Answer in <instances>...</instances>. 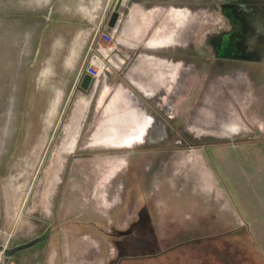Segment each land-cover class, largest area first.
<instances>
[{
  "label": "rangeland",
  "instance_id": "rangeland-1",
  "mask_svg": "<svg viewBox=\"0 0 264 264\" xmlns=\"http://www.w3.org/2000/svg\"><path fill=\"white\" fill-rule=\"evenodd\" d=\"M72 1L94 0H0V264H94L98 258L104 259L103 264H264V242L250 230L231 228L227 221L206 231L191 227L181 235L164 233L174 230L168 220H164L167 225L152 226L145 202L150 190L142 186L147 176L138 159L144 157L146 166H153L167 163V154L133 153L131 166L122 164L126 157L120 152L110 160L102 155L89 158L82 149L61 152L60 146L71 145L72 140L64 137L70 115L60 117L59 89L66 75L58 72L63 70L64 52L50 35L57 22L47 25L50 20H44L43 14L47 9L53 13L58 3ZM241 2L264 0H144L143 10L150 13L147 17L157 18V30L162 33L176 26L179 35L184 23L190 24L186 31L191 32L193 49H207L208 65H212L210 40L230 29ZM112 3L110 10L116 0ZM198 59L192 57L194 62ZM257 76L243 70L219 74L218 79L214 75L213 80L208 75L206 82H198L202 90L193 92V110L182 126L191 131L185 138L189 144H202L203 151L205 146L211 151L214 142L247 141L253 132L264 137V121L256 117L264 106L252 104ZM260 82L263 89L264 75ZM78 141L84 145L94 140L82 137ZM108 162L112 171L104 183ZM64 183L77 196L87 197L89 187L98 195L106 193L114 214L111 222L104 223L99 215L95 225L75 214L62 218L56 202L65 193ZM188 190L185 196L192 194ZM231 190L234 193L235 187ZM131 207H137L136 212L121 226L125 210ZM206 234L219 236L184 243ZM49 243L55 248L45 251Z\"/></svg>",
  "mask_w": 264,
  "mask_h": 264
},
{
  "label": "crops",
  "instance_id": "crops-1",
  "mask_svg": "<svg viewBox=\"0 0 264 264\" xmlns=\"http://www.w3.org/2000/svg\"><path fill=\"white\" fill-rule=\"evenodd\" d=\"M143 1L121 0L113 27L108 25L113 0L58 3L53 13L47 9L43 14L44 20H50L47 25L57 22V28L51 29L50 35L57 40V48L64 52L63 70L58 72L66 75V82L59 89L63 101L60 117L70 115L64 137L72 140L71 145L60 146L61 152L82 149L88 153L109 147L116 152L120 150L115 148L124 146L143 156L167 154V163L140 165L141 171H146L147 177L141 182L143 188L150 190L145 202L154 228L167 225L164 220H168L174 230L164 233L181 235L191 227L206 231L227 221L231 228L250 230L259 242H264V137L261 132H253L247 141L214 142L211 151L207 146L203 151L200 144L162 152L154 145L129 142L121 146L110 139L141 137L135 127H118L114 123L118 107L124 104L136 106L139 117L145 121L150 118L167 123L185 121L193 110L192 95L200 89L198 82L205 81L209 74L208 71L200 75L194 72L193 39L191 32L186 31L190 24L185 22L179 35L176 26L162 33L157 30V18L147 17L148 12L145 14ZM98 29L111 35L113 42H103L101 50H94L93 39ZM257 45L258 50L249 59L237 61L224 57L222 74H241L243 70L258 74L252 104L264 106V88L259 89L260 76L264 75V43ZM93 50L104 59V65L84 89L81 80L86 73H82V68ZM254 93L259 96L254 97ZM256 117L264 121V109ZM82 137L94 141L79 144ZM252 138L253 141L249 140ZM231 186L235 187L234 193ZM61 187L65 193L61 192V199L56 203L62 218L75 214L95 225L99 215L104 223L111 222L114 214L106 193L82 197L70 190L69 183ZM188 187L192 194L185 196ZM136 210L137 207L127 208L119 224L125 226ZM217 236L206 234L184 243L197 244V240ZM49 248L55 246L49 243L45 251ZM103 263L104 259L98 258L94 264Z\"/></svg>",
  "mask_w": 264,
  "mask_h": 264
},
{
  "label": "flooded vegetation",
  "instance_id": "flooded-vegetation-1",
  "mask_svg": "<svg viewBox=\"0 0 264 264\" xmlns=\"http://www.w3.org/2000/svg\"><path fill=\"white\" fill-rule=\"evenodd\" d=\"M236 7L239 9L234 13V22L239 24V30L235 29V26L231 23V27L228 31L222 30L211 38L210 43L214 47V53L212 52L214 54L212 57L214 62H212V65H208V57L205 54L208 52V50L203 49V46H199L200 48L198 49H193L192 45L194 54L193 57L201 58V60L198 59L195 62L193 61V69L195 74L198 73L200 75L201 73L210 70L208 75H211L212 80L215 78L214 75H217L216 79H218L219 74L223 75L222 71L224 68V57L237 61L239 59H249L251 57L250 55L258 50L257 43H264V3L245 4L241 2L238 3ZM227 55L229 56L226 57ZM207 78L205 82L208 80ZM201 90L202 89L200 88L197 93H200ZM138 110L139 109H137V107L134 105L128 107L126 104H124L118 107V113H116V116L114 117L116 120L114 122L116 126L122 127V125H129L130 127H135L137 133L141 134V137L127 138L119 136L118 138L114 139L110 138L115 144L123 146L129 142H140V144L145 146L154 145L157 148H160L162 152H167L170 149L177 147V145H180L181 147L187 144L191 145L187 139H185L189 138L191 131L183 130V121L167 123L159 118H150L149 120L145 121L142 119V117H139ZM178 126H180L182 129H176ZM119 133L121 134V132ZM160 143H167V145L159 146ZM109 148L103 150L100 148L97 149L98 151L96 150L86 154H89V158L94 157L95 159V156L102 155L105 160H110L112 158V154L120 152L126 157V159L121 160L122 164L125 163L127 165L133 166L134 161H132L133 159L130 155L134 152L130 150V148H126L124 146L120 148L113 147L120 150H117L116 152L109 150ZM143 159L144 157H139L138 160L139 162L144 163ZM91 164L92 163L90 162V165ZM106 165L108 166L104 167V177L102 178L104 183L109 180V174L112 171V167L109 166V162L108 164L106 163ZM63 169H65V167ZM94 169L96 170V167ZM64 175L67 176V172H65ZM63 179H65L64 176H62L60 183H62ZM94 181H96V179ZM92 185L93 183H91L90 186ZM87 194L91 196L97 193L95 189L89 187Z\"/></svg>",
  "mask_w": 264,
  "mask_h": 264
},
{
  "label": "built area",
  "instance_id": "built-area-1",
  "mask_svg": "<svg viewBox=\"0 0 264 264\" xmlns=\"http://www.w3.org/2000/svg\"><path fill=\"white\" fill-rule=\"evenodd\" d=\"M103 42L112 43L113 38L111 35L98 29L94 35L92 48L94 47V50H101V43ZM94 50L90 53L82 68V73H86L91 77H97L99 75V67L104 65V59L93 53Z\"/></svg>",
  "mask_w": 264,
  "mask_h": 264
},
{
  "label": "water",
  "instance_id": "water-1",
  "mask_svg": "<svg viewBox=\"0 0 264 264\" xmlns=\"http://www.w3.org/2000/svg\"><path fill=\"white\" fill-rule=\"evenodd\" d=\"M120 2L121 0H116V3L113 7V10H112V13L110 15V18H109V22H108V25L110 27H113L117 21V18H118V8H119V5H120ZM233 25L235 26V29H239V26L237 23H233ZM233 42V40H232ZM90 80H91V76L88 75V74H84L83 75V78L81 80V87L86 89L90 83Z\"/></svg>",
  "mask_w": 264,
  "mask_h": 264
}]
</instances>
